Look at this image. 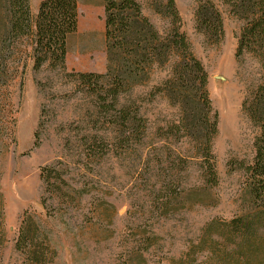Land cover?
<instances>
[{
  "label": "rangeland",
  "instance_id": "374dc122",
  "mask_svg": "<svg viewBox=\"0 0 264 264\" xmlns=\"http://www.w3.org/2000/svg\"><path fill=\"white\" fill-rule=\"evenodd\" d=\"M40 1L31 0L33 15ZM138 1L162 32L165 23L150 0ZM211 1L223 18L224 36L218 45L196 30L195 0H175L181 29L207 72L212 114L217 115L212 139L216 185L204 181L194 142L170 131L179 110L164 97L126 98L137 99L147 133L140 145L122 151L94 96L48 65L36 72L29 58H9L12 66L25 62L26 67L7 88L0 86V104L6 105L0 122V264H18L22 258L14 243L25 210L55 218L49 224L58 264H136L130 263L133 248H144L139 241L151 235L156 240L143 254L146 263L170 264L198 240L206 223L240 213L245 177L236 163L252 160L259 131L243 103L261 83L263 69L251 53L236 57L242 22L222 0ZM92 19L95 29L88 27ZM106 65L103 0H78V28L68 38L66 68L105 73ZM97 145H106L107 152L101 153ZM43 166L59 169L69 198H51L40 177ZM170 179L176 182L167 190ZM174 188L176 195L162 204Z\"/></svg>",
  "mask_w": 264,
  "mask_h": 264
},
{
  "label": "trees",
  "instance_id": "16d2710c",
  "mask_svg": "<svg viewBox=\"0 0 264 264\" xmlns=\"http://www.w3.org/2000/svg\"><path fill=\"white\" fill-rule=\"evenodd\" d=\"M222 1L229 13L242 22L236 57L251 53L263 69L261 83L243 103L248 118L259 129L252 160L236 163L245 177L242 197L245 206L229 219L206 223L198 240L170 264H264V0ZM30 2L0 0V86L7 88L24 73L26 63L12 66L10 57L29 58L36 72L44 65L62 72L74 86L96 98L103 123L116 130L115 146L122 151L140 145L147 133V120L140 104L136 103L137 99L126 98L133 95L139 99L143 94L150 98L164 97L179 110L170 131L194 142L201 157L204 181L208 185L217 184L212 152L217 115L212 114L207 72L181 29L175 0L149 1L154 13L165 23L162 32L143 13L138 0H103L105 73L66 68L68 38L78 28V0H41L34 15ZM195 2L196 30L213 45L220 44L224 36L221 12L211 0ZM25 43L29 45L28 51L24 49ZM5 107L4 103L0 104V122ZM96 147L101 153L107 152L106 145ZM40 177L51 198L59 195L64 200L69 198L64 195L68 194L62 189L67 183L58 168L43 166ZM175 182L170 179L165 186L167 190ZM175 188L162 204L170 203L176 195ZM40 205L46 209V199ZM2 217L0 193V232L3 231ZM51 219L55 218L49 212L38 217L27 210L23 212L14 243L22 257L18 264H58ZM153 240L155 235L139 241L144 248L140 245L133 248L130 263L147 264L143 254L148 252Z\"/></svg>",
  "mask_w": 264,
  "mask_h": 264
},
{
  "label": "bare ground",
  "instance_id": "6f19581e",
  "mask_svg": "<svg viewBox=\"0 0 264 264\" xmlns=\"http://www.w3.org/2000/svg\"><path fill=\"white\" fill-rule=\"evenodd\" d=\"M96 26H97V25H96L95 20L92 19V20L89 22V26H88V27H89V28H92V29H95Z\"/></svg>",
  "mask_w": 264,
  "mask_h": 264
}]
</instances>
